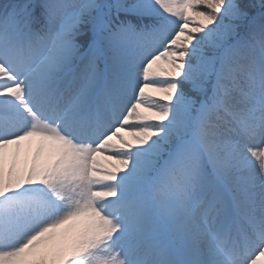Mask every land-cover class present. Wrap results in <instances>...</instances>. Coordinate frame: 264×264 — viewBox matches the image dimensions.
<instances>
[{
  "label": "snow or ice",
  "instance_id": "obj_1",
  "mask_svg": "<svg viewBox=\"0 0 264 264\" xmlns=\"http://www.w3.org/2000/svg\"><path fill=\"white\" fill-rule=\"evenodd\" d=\"M0 264H264V0H0Z\"/></svg>",
  "mask_w": 264,
  "mask_h": 264
},
{
  "label": "rangeland",
  "instance_id": "obj_2",
  "mask_svg": "<svg viewBox=\"0 0 264 264\" xmlns=\"http://www.w3.org/2000/svg\"><path fill=\"white\" fill-rule=\"evenodd\" d=\"M128 138V137H127ZM23 158V157H22ZM100 163L102 164V165H104L105 166V169H107V167H108V165H109V161H106V160H103L102 158L100 159ZM254 166L256 167V170L257 171H259V165H258V163H255L254 162Z\"/></svg>",
  "mask_w": 264,
  "mask_h": 264
}]
</instances>
